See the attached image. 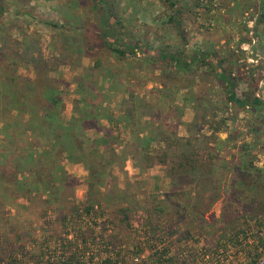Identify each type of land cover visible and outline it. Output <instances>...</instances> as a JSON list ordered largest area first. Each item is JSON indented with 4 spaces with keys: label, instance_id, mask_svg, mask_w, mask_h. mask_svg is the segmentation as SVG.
<instances>
[{
    "label": "trees",
    "instance_id": "1",
    "mask_svg": "<svg viewBox=\"0 0 264 264\" xmlns=\"http://www.w3.org/2000/svg\"><path fill=\"white\" fill-rule=\"evenodd\" d=\"M167 1L176 7L172 0ZM88 3L91 10L84 17L73 12L70 23L68 18H63V27H69L71 33L83 30L82 44L93 38L92 32L99 41L97 48L99 46L120 60L139 54L142 60L155 61V52L149 50L147 44L129 38L123 31L116 0H88ZM179 15L176 10L169 22H175L182 40H187L181 30ZM35 36L24 35L21 42L14 40L5 28H0V137L4 142L0 147V160L4 163L0 164V177L8 166L7 147L14 149L15 144L22 141L26 147L14 150L17 156L12 167L19 175L25 177L27 172L28 176L25 181L17 179V174L15 176L13 185L20 187L17 189L20 193L10 184L0 187V193L15 199L14 211L18 207L33 210L31 194L43 186L41 193L48 199L42 202L44 206L39 210L43 211L44 218L52 213L56 220L48 224L49 228H42L38 235L30 230L34 228L32 224L21 229L10 223L8 213L0 216L3 222L0 227L4 229L0 228V264H124L138 261L260 264L264 259V202L261 198L264 169L255 165V157L249 152L254 143L240 140L236 132L229 131L227 124L223 125V121L214 122L218 112L225 113L226 110L209 101L216 97L212 90L206 88L204 95H197V104L192 107L195 119L191 122L183 120L181 114L189 103L180 104L191 87L181 89L178 84L167 87L161 84L152 93L156 97L146 103L149 111L145 110L146 105H138L134 92L127 90L129 97L119 104L122 116L117 122L104 114L107 111L104 104L110 103V98L100 100L96 88L88 85L86 92H79L81 99L74 101V116L66 120L60 80L52 78L53 83L48 87L44 82L51 79L50 75L57 74L60 67L71 65L70 55H66L64 45L57 58L45 59ZM73 40L74 36L70 41ZM159 55V61L178 67L176 74L191 70L194 63H198L199 68H210V73L224 90L227 106L253 110L264 105L252 94H245L243 98L236 94L233 74L223 68L226 61L216 53H193L184 47L174 54L162 49ZM27 64L34 68L33 79L26 80L18 75V67ZM109 80L118 83L115 76ZM91 103L96 104L93 107ZM119 122L130 129V141L134 145L141 144L137 156L126 151L118 154L115 149L118 136L114 129L119 127ZM205 128L211 135L205 133ZM89 131L96 132L94 140L88 137ZM222 133L227 135L223 143H229L239 156L234 157L233 152L226 153L221 149L223 143L219 142L218 134ZM253 133L248 135L253 136ZM129 157L140 169L152 168L156 163L166 167L174 177V188L163 202L177 204L170 209L175 214L180 201L189 202L191 208L187 212L198 216L199 221L195 224L194 220L187 221L183 217L173 219V212L168 218L162 211L164 208L157 211L161 216L139 220L137 210L126 202H107L109 193L103 194L101 188L111 183L115 168L124 170ZM63 159L90 165L86 202H72L74 191L67 190L71 178L60 165ZM217 163H220L221 172L226 171L221 187L215 184ZM58 193L60 198L51 202L52 196ZM20 197L30 201L27 202L30 206L20 204ZM220 200H224L222 214L216 217L210 211ZM2 204L0 202V210L4 208ZM147 213L150 215L151 211ZM134 232L143 236L134 237ZM146 253H149L147 257L142 258Z\"/></svg>",
    "mask_w": 264,
    "mask_h": 264
},
{
    "label": "rangeland",
    "instance_id": "2",
    "mask_svg": "<svg viewBox=\"0 0 264 264\" xmlns=\"http://www.w3.org/2000/svg\"><path fill=\"white\" fill-rule=\"evenodd\" d=\"M116 1L120 20L123 23V31L129 38L147 44L148 49L155 52V61L142 60L143 58L139 54L120 60L99 46L97 48L99 41L92 32L90 34L93 38L82 44V40L85 38L83 30L71 33L72 30L70 31L69 27V29L64 28V19L68 18L70 23L71 13L82 14L81 16L84 17L88 10H91L88 0H0V28H5L14 40L18 39L21 42L24 40V35L26 37L37 35L35 37L39 40L38 44L45 59L57 58L59 56L57 54L61 52L60 48L66 45V55H70L68 61L71 65L60 67L57 74L50 75L51 79L44 82L46 84L44 85L48 87L53 83L52 78L60 80L64 94L66 120L74 116V101L81 99L79 92H86L88 85L96 88L100 100L104 97L110 98V103L104 104V108L107 110L104 114L112 116L117 122L121 120L122 116L119 104L124 98L129 97V94H126L127 90L137 95L136 101L139 106H145L156 97L152 93L161 84L166 87L178 84L181 89L191 87V90L185 93L187 95L182 98L186 99V103H189L188 108L181 112L184 115L183 120L191 122L195 119L192 107L193 104H197L195 103L197 95H204L205 89L209 88L212 90L213 96L216 95L209 101L226 110L225 113L218 112L214 122L223 121V125L227 124L229 131L236 132L238 137L240 136V140L246 139L252 145L254 143L253 147H249V152H252L255 157V165L264 169V105L253 110L238 109L234 105L227 106L224 90L220 88L219 83L210 73V68H199L198 63H194L191 65V70H181L183 72L176 74L179 71L177 66H168L166 62L158 60L161 59L159 50L162 49L170 51L172 54L184 47L185 50L193 53L204 51L216 53L219 58L226 61V66L223 68L233 74L236 94L240 98H243L245 94H252L264 103V0H172L176 7H172L167 0ZM176 10L180 14L181 30L184 31L187 40H182L177 24L169 22L170 16ZM73 36L74 40L70 41ZM88 47L89 49L86 51ZM81 49L84 53L81 52ZM18 75L26 80L33 79L35 77L34 68L28 64L21 65L18 67ZM114 76L118 80L117 84L109 80ZM80 83L83 84L80 85ZM45 86L44 88H46ZM113 89L115 91H112ZM91 104L94 107L96 103ZM149 104L154 103L150 102ZM148 109L150 108L146 105L145 110L149 111ZM163 111H168V109L163 108ZM156 122L158 123V121ZM103 124L109 125L107 121H103ZM120 125L122 124L119 122V127L114 129L115 136H118V146L115 149L118 154H121V151H126L130 155L136 154L137 156L141 144L134 145L130 141L132 137L130 129ZM1 126L0 123V128ZM181 131V134H184V129ZM251 131H254L253 136L248 135ZM205 133L211 135L207 128H205ZM87 134L90 139L94 140L96 137L95 131H89ZM218 136L219 142L222 143L227 138L224 133L218 134ZM3 145V137H0V147L2 148ZM20 147L25 148L26 143L19 142V144H15L14 149L7 147L9 150L8 166L5 170L6 173L2 178L0 177L2 180L0 187L10 184L18 193L21 192L17 190L20 187L13 185L16 174L19 180L24 179L25 181V178L28 177L27 172L24 177V174L19 175L12 167V161L17 156L15 151ZM221 149L226 153L233 152L234 157L239 156L237 151H232L229 143H223ZM225 155L229 158L228 154ZM60 165L71 178L68 181L67 190L73 189L74 191L72 202H86L89 194L90 165L65 159L60 162ZM219 165L220 163H217L214 167V178L215 184L221 187L225 183V181L223 183L221 181L224 179L226 171L221 172ZM113 171L111 183L101 188L103 194L109 193V198H106L107 202H126L133 210H137L136 214L139 220L149 216H161V214H157V211H161L162 208H164L162 211L170 218L173 212L170 209L177 204L163 202L166 200L167 194L174 188V177L166 167L156 163L152 168L140 169L135 167L133 158L129 157L123 171L118 168ZM38 188L34 189L35 193L31 194V201L34 202L33 210L31 207L29 210L18 207L17 211H14L12 205L14 198L12 199L9 194L1 192L0 202H3L2 205L5 209L0 210V216L8 213L7 219L10 223L21 229L32 224L34 228L30 230L41 235L42 228H49L48 224L53 223L56 217L52 213H49L46 218L42 216L44 213L39 210V207L44 206L42 202H46L48 197L41 193L44 190L43 186ZM56 198H60V193L52 196L51 202H54ZM261 198L264 202V192ZM18 202L30 206L27 203L30 201H26L22 197ZM179 205L177 214L173 212L171 218L183 217L187 221L194 220L195 224L199 221L198 216L190 215L187 212L191 208L189 202L180 201ZM223 205L224 200L216 202L210 213L220 217ZM147 211H151L150 215ZM135 223L138 226L137 222ZM1 224L3 222L0 217ZM135 236L142 237L143 234L134 232ZM147 254L149 253L144 254L142 258H146ZM124 264L156 263L138 261Z\"/></svg>",
    "mask_w": 264,
    "mask_h": 264
},
{
    "label": "crops",
    "instance_id": "3",
    "mask_svg": "<svg viewBox=\"0 0 264 264\" xmlns=\"http://www.w3.org/2000/svg\"><path fill=\"white\" fill-rule=\"evenodd\" d=\"M125 95V97H127L126 96V94H124ZM182 106H184V105H186V103H185V99H184V101H182V104H181ZM122 115V114H121ZM122 125H124V126H126L125 124H122ZM122 125H120V126H122Z\"/></svg>",
    "mask_w": 264,
    "mask_h": 264
},
{
    "label": "built area",
    "instance_id": "4",
    "mask_svg": "<svg viewBox=\"0 0 264 264\" xmlns=\"http://www.w3.org/2000/svg\"><path fill=\"white\" fill-rule=\"evenodd\" d=\"M260 264H264V259H262V260L260 261Z\"/></svg>",
    "mask_w": 264,
    "mask_h": 264
}]
</instances>
